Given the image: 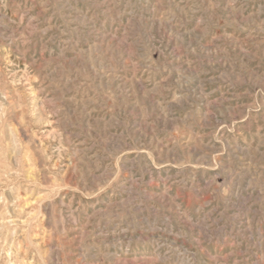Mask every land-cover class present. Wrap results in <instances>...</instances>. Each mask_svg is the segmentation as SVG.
Listing matches in <instances>:
<instances>
[{"label": "rangeland", "instance_id": "1", "mask_svg": "<svg viewBox=\"0 0 264 264\" xmlns=\"http://www.w3.org/2000/svg\"><path fill=\"white\" fill-rule=\"evenodd\" d=\"M0 264H264V0H0Z\"/></svg>", "mask_w": 264, "mask_h": 264}]
</instances>
